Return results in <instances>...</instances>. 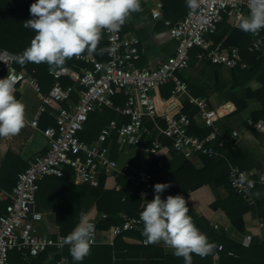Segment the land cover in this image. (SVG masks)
I'll return each instance as SVG.
<instances>
[{
  "label": "built area",
  "instance_id": "1",
  "mask_svg": "<svg viewBox=\"0 0 264 264\" xmlns=\"http://www.w3.org/2000/svg\"><path fill=\"white\" fill-rule=\"evenodd\" d=\"M148 1L143 0L145 3ZM152 2V17L163 20V1ZM198 3L197 9H188L187 14L177 22L164 20L169 37L176 42L174 53L166 59L140 67L137 63L141 60L144 49L138 36L123 34L121 30H103L107 41V59L99 60L95 54L76 57L91 66L82 68L81 71L65 67L62 72H50L55 83L46 93L36 78L17 69L15 61L11 59L13 55L0 49V78L9 74L15 75V90L18 85L26 84L40 95V103L30 120L32 127L39 126L42 116L49 112L53 100L69 103L68 106L57 108L54 115L55 125L44 130L48 144L46 151L29 160L28 166L18 173L13 189H0V200L7 202L5 210L0 214V264H11L12 252H19L22 259L30 260L51 248L62 252L67 246L63 243L66 236L39 234L35 225L43 219V212L37 209L41 181L49 176L62 177L67 167L73 169L74 181L79 185L98 187L101 174L125 177L132 193L141 201L140 211L137 214L122 213L121 222L106 231L111 238H116L125 232L143 229V223L139 219L145 203L142 199L151 201L154 198V175L141 170L134 162L114 159L110 147L103 142L116 135L120 149L136 148L147 157L153 158L162 149L163 143L158 138L149 137L144 126L146 117L165 121L166 126L160 130L165 138L171 140L174 151L227 159L221 149H224L228 140L218 127V122L226 115L224 109L212 106L208 98L190 95L188 83L179 77L178 72L189 67L195 49H198L196 57L199 60H208L226 69L248 67L240 48L215 45L208 40V36L215 34L224 21L232 29L240 30L236 25L249 15L248 0H198ZM250 34L251 44L248 50L261 51L264 46V29ZM64 76L69 77L75 85L64 87L60 80ZM170 82L174 83L173 95H187L188 102L198 108L202 128L209 129L207 134L201 136L191 133L192 118L184 112L159 113L154 91ZM77 85L80 86L78 101L71 103ZM117 90H121L126 98L123 105L115 104ZM107 107L116 110L128 120L122 123L112 120L108 129L100 136V143L82 140L80 133L85 129L90 113ZM248 124L264 133L263 120L254 122L249 118ZM236 135L237 132H234L233 136ZM228 178L234 192L245 202L255 204L257 186H264V179L259 172L230 165ZM107 217L103 213L99 219L91 220L95 225L92 245L99 242V221ZM215 227L218 228L217 225ZM251 242L252 235H247L243 245L250 246ZM143 244L148 243L144 240ZM223 250L224 246L219 245L211 253L214 257H219ZM228 254L234 255L232 251ZM49 257L43 264H49L53 260V257ZM55 264L70 262L66 256H61Z\"/></svg>",
  "mask_w": 264,
  "mask_h": 264
},
{
  "label": "crops",
  "instance_id": "2",
  "mask_svg": "<svg viewBox=\"0 0 264 264\" xmlns=\"http://www.w3.org/2000/svg\"><path fill=\"white\" fill-rule=\"evenodd\" d=\"M153 8L154 5L152 0L146 2L145 9L148 10V15L145 14L142 18H134L133 21L127 19L126 28L124 27L125 30L122 32L126 35L134 34L140 39L141 47L144 49L141 60L137 63L140 67L164 60L172 55L176 49V42L168 35V27L157 30V23L161 20H156L152 17ZM248 38L250 39V36L245 35L241 31H232L228 23H221L216 33L208 36V40L215 45L237 46L238 48H240L241 44L247 42ZM0 49L10 55H14V51L6 49L1 45ZM180 78L188 82V84L192 83L196 88V94L191 93L189 89L190 95L208 98L211 100L212 106H218L224 109L226 115L218 122V127L222 135L227 138L228 141L234 142V144L242 149L243 154L241 153L239 158L244 164L250 167L249 170L259 172L264 178V133L248 124V119L252 118L254 113L260 112L263 109L264 70L248 80L244 85H238L235 88L238 97L246 102V106L239 111L236 110V106L232 101L226 99L223 93L215 88L217 82L228 81L232 83V69H226L223 66L217 68L192 57L189 67L183 71V77ZM22 86L23 88L17 99L25 105V126L15 136L7 138L0 137L1 165L8 156L10 159H8V161L10 164H13L14 170L21 171L28 166L29 160L33 156L46 151L48 144L47 138L44 135V130L49 126L55 125L54 115L57 108L60 105L63 106V103L53 100L49 106V112L42 116L39 126L34 128L30 125V120L34 117L40 103V95L32 90V88H28L26 85L24 86V84L18 85L15 91L19 92ZM200 92L204 95L200 94ZM154 94L160 114H164V112L168 111L173 113L184 112L192 118L191 133L196 134L197 131L203 129L201 126L202 120L198 116V108L188 102L187 95L175 96L171 93V95L165 96L163 95L162 86L158 90H155ZM78 97L79 92L77 94V100ZM77 100L73 98L72 94L71 103L77 102ZM65 104H67V106L69 105L67 102H65ZM111 109L112 108L107 107L100 111V113L104 114L106 120L100 133L93 136L91 140L83 138L82 140L88 143H100L99 138L105 130L108 129L110 122L112 120H117L112 119L113 115ZM144 126L150 138H158L163 143L162 149L153 158H149L136 148H126L125 150L119 148L118 161H130L137 165L145 162L147 164H154V167L160 171L156 174V183H160L165 177L170 180L169 174L180 168L186 162L197 171H201L206 167L207 162L203 155H193L184 152L179 153L172 149L171 140L165 138L160 130L166 126L163 119L158 118L155 121L152 118L146 117L144 119ZM234 132H237L235 137L233 136ZM114 140L115 136L113 135V137L104 141L103 144L110 147L112 151ZM227 153H230L228 149L225 152L227 159H223V162L216 170L215 176L217 179H223L228 183L229 167L233 164L228 158ZM99 180V187H92L90 185L82 186L76 184L73 177V185L76 188L79 186L84 192L80 204H74L76 208L80 210V213H86L88 215L90 221L96 218L99 219L101 214L104 213L97 210V202L102 194L100 189L112 190L114 188L118 189L121 186L119 175L101 174ZM226 182L220 185L203 187L191 192L194 200H192V202H194V204L196 203V206L206 213L210 224L214 227L217 234L242 245L245 237L247 235H252L251 244H260L264 238V225L263 221L259 218L258 210L254 206L255 204L245 203V205L249 206V209L242 214L238 221V225L232 223L230 217L223 208H216L211 211L208 205L210 200H227L229 198L230 188L226 185ZM170 184L171 187L174 186L172 181ZM13 187L11 189H13ZM62 192L66 194L64 198L58 195L59 193L51 182L42 181V183H40V190L37 194V209L43 212V219L35 223L39 234H61L57 223L56 206L61 207L63 203L66 202L64 201L66 200L65 197L67 198L68 196L67 191ZM140 207L141 201L139 208ZM216 225L218 228L215 227ZM109 228H100L101 231L98 236L99 242L95 245H113L114 242L117 241L119 236L111 238L110 234L106 231ZM139 235V232H128L118 239V248L113 253L114 264H164L166 262V257L173 254V250L171 248H166L163 242L158 244H143V241L146 239ZM217 248L213 247V249ZM221 254L222 252L220 255Z\"/></svg>",
  "mask_w": 264,
  "mask_h": 264
},
{
  "label": "trees",
  "instance_id": "3",
  "mask_svg": "<svg viewBox=\"0 0 264 264\" xmlns=\"http://www.w3.org/2000/svg\"><path fill=\"white\" fill-rule=\"evenodd\" d=\"M162 1L164 3V19L157 23V30L167 27L164 23L165 19H169L175 23L179 19L183 18L189 9L186 4V0ZM33 2L34 0H0V45L6 49L14 51V54L22 53L23 50L30 45L31 40L34 38L35 33L31 29L24 27L25 22L32 18L29 9ZM148 13V10L145 9V2L141 0V11L131 13L128 20L133 21L134 18H142L143 15H148ZM222 23L227 22L224 21ZM124 27L126 28V22L120 28L121 32H124ZM234 30L238 29H232V31ZM243 33L247 36H250V39L248 38V41L244 44H241L240 46L242 56L247 62L248 67H237L232 69V83H229L228 81H221L217 82L215 85V88L223 93L226 99L232 101L235 104L237 111L244 108L246 106V102L238 97L235 88L238 85H244L248 80L253 78L260 71L264 70V46L261 51H249L248 47L251 44V34L247 32ZM100 49H104L102 54L99 51ZM197 51L198 49L193 50L192 57L197 58ZM94 54L99 60L104 61L107 59V41L104 33L101 35L97 52ZM199 61H204L207 64L217 68L221 67L220 65L210 63L208 60ZM15 66L17 69L24 70L36 78L41 84L44 93L48 92L55 83V78L50 73L49 66L46 63H41L39 65L34 63H26L24 65H20L19 63L15 62ZM90 66V64L78 60L76 57L68 59L65 65V67L76 71H81L82 68H88ZM183 71L178 72L179 77H183ZM60 80L64 87L75 85L74 82L67 76L62 77ZM25 85L26 84H24V86ZM188 87L191 90V93L196 94L197 90H195L196 88L192 83H189ZM22 88L23 86L19 92L15 91L16 98L19 97ZM162 89L163 95L169 96L174 89V83L170 82L166 85H163ZM79 90L80 86L77 85L73 93V98L75 100H77V94ZM200 94L202 93L200 92ZM125 100L126 98L122 91L117 90V94L114 97L115 104L123 105ZM62 103L63 106H67L65 102ZM111 110L113 115L112 119H117L119 123L128 120L127 117L123 116L116 110ZM252 119L254 122H258L259 120L264 121V103L263 109L260 112L254 113L252 115ZM105 122L106 120L104 118V114L100 113V111L91 112L85 130L80 133L81 139L83 138L91 140L93 136L100 133ZM208 132V128H203L201 131H197L196 134L204 136ZM114 136L115 140L112 145L111 156L114 159H118L119 144L117 143L116 135ZM227 149L230 152L229 154L227 153L228 158L233 165H237L241 169L247 171L250 169V167L244 164V162L239 158L242 153V149L239 146L234 144L232 141H227L224 149L221 150L226 152ZM204 158L207 163L206 167L201 171L195 170L188 162H186L180 168L169 174L171 178L170 180L173 182L174 186L166 189L162 194V198H166L169 194H179L187 198L189 202H187L189 207L188 214L192 217L194 224L203 234L207 236L208 240L214 245V248H217L220 244L224 245V250L219 257H214L212 253L204 257L192 254L193 264H264V238L260 244H251L248 247L228 240L224 236L217 234L214 227L210 224L206 213L201 211L196 206V203L194 204V202H192L193 197L191 192L203 187L220 185L226 182L223 179H217L215 176L216 170L223 162V159L209 156H204ZM8 159L9 157L7 156L0 167V188L5 189H11L16 184L18 173L21 171L14 170L12 166L13 164H10ZM138 166L141 170L154 175L153 182L155 185L156 174L160 171L154 167V164H147L145 162L138 164ZM73 177V169L67 167L62 177L49 176L43 180V182H51L55 186L56 191L59 193L58 195L62 196L63 198L66 194H64L62 191H67L68 193L67 198L65 197L66 200H64L66 202H64L61 207L56 206L57 223L59 225L61 234L64 236H67L73 231L77 223L80 221L81 216L80 210L76 208L74 203L80 204L84 192L81 188H79V186L76 188L73 185ZM119 179L121 183L120 188H114L112 190H106L102 188L100 189L102 194L97 202V210L108 215L106 219L99 221L98 227L101 229L109 228L112 225L119 224L121 222L120 215L123 212L128 214H137L140 211V199L132 193L131 186L129 185L127 179L123 176H119ZM170 180L165 177V179L161 180L160 183H170ZM226 185L230 188L229 178ZM153 196H155L154 189ZM245 203V200L230 188V196L227 200L212 199L208 205L211 208V211L216 208H223L230 217L232 223L234 225H238V221L240 220L242 214L247 209H249V206L245 205ZM6 205L7 202L0 201V213L5 210ZM254 206L258 210L257 212L259 218L263 221L264 225V186L262 185L257 186L256 201ZM129 232H139V236L143 237L141 234L142 230ZM122 235L117 238V241H115L113 245H91L90 254L85 257L82 264H114L113 253L118 248V239H120ZM228 251H232L234 255H229ZM49 256L53 257V260L50 261L49 264H55L56 260L61 256H66L70 264H73L68 245L64 247L62 252H57L55 249L51 248L47 252L40 254L37 257H32L30 260L22 259L19 252H12L10 254V261L11 264H43L50 258ZM164 264H184V260L182 257H177L174 254H170L166 257V262Z\"/></svg>",
  "mask_w": 264,
  "mask_h": 264
},
{
  "label": "clouds",
  "instance_id": "4",
  "mask_svg": "<svg viewBox=\"0 0 264 264\" xmlns=\"http://www.w3.org/2000/svg\"><path fill=\"white\" fill-rule=\"evenodd\" d=\"M190 10L199 7L198 0H186ZM249 15L236 25L241 31L257 33L264 29V0H248ZM31 19L24 24L35 35L22 53L11 59L20 65L46 63L50 72L65 70L66 61L97 52L102 31H119L131 13L141 11V0H34ZM102 54L104 49L99 50ZM16 76L0 78V137L17 135L25 126V105L16 98ZM264 179V178H262ZM170 183H156L154 198L145 201L139 219L146 243L163 242L184 264H193L192 254L204 257L214 245L194 224L182 195L162 198ZM95 225L86 213L63 243L69 246L73 264H82L94 242Z\"/></svg>",
  "mask_w": 264,
  "mask_h": 264
},
{
  "label": "water",
  "instance_id": "5",
  "mask_svg": "<svg viewBox=\"0 0 264 264\" xmlns=\"http://www.w3.org/2000/svg\"><path fill=\"white\" fill-rule=\"evenodd\" d=\"M0 166H1V162H0Z\"/></svg>",
  "mask_w": 264,
  "mask_h": 264
}]
</instances>
